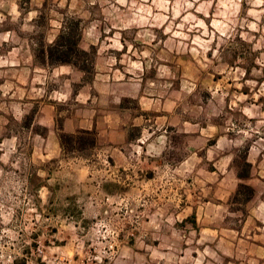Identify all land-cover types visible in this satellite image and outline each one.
I'll use <instances>...</instances> for the list:
<instances>
[{
    "label": "rangeland",
    "instance_id": "rangeland-1",
    "mask_svg": "<svg viewBox=\"0 0 264 264\" xmlns=\"http://www.w3.org/2000/svg\"><path fill=\"white\" fill-rule=\"evenodd\" d=\"M70 18L87 71L40 63ZM118 102L128 134L59 146ZM249 173L264 179V0H0V264H256L252 188L229 192Z\"/></svg>",
    "mask_w": 264,
    "mask_h": 264
},
{
    "label": "crops",
    "instance_id": "crops-1",
    "mask_svg": "<svg viewBox=\"0 0 264 264\" xmlns=\"http://www.w3.org/2000/svg\"><path fill=\"white\" fill-rule=\"evenodd\" d=\"M96 67V65H95ZM99 72L97 71V67L95 69V76H97ZM103 110V116L102 118H97L94 117V113L92 112L89 118L82 119L80 122L77 124L75 123L74 125H65L64 128L68 132H73L78 129H85V130H92L94 129L97 131L98 136L100 137L99 140H101L104 136L105 137H110L111 141L114 139L111 138L110 134L115 133V135L120 134L122 132V135L128 134L126 131L129 127V124H126L123 120H121V116L125 114L124 108L121 106V104L118 102L116 106L112 107V105L104 106ZM146 109H151V108H146ZM144 113V112H142ZM146 116V115H144ZM149 116V115H148ZM143 119V122L146 120ZM102 119V120H101ZM154 123L156 124V120L154 118ZM177 122L174 121L173 125L177 126ZM131 125V124H130ZM133 125V124H132ZM139 135H143L148 131L147 125L145 124H139ZM181 128L182 131V138L186 140L185 145H184V150L186 151V156L187 151L190 153L192 152L189 146V143L191 142L190 139L192 138V130L190 129L189 125L187 122H182L178 124ZM150 127V126H148ZM126 133H125V132ZM151 132V131H150ZM199 139L204 138L205 136L200 132L197 134ZM138 140V139H137ZM59 144V143H58ZM60 146V144H59ZM190 149V150H189ZM119 154L122 153L121 149L117 151ZM112 166V165H111ZM177 167H175V170ZM229 168H225V171H229ZM251 170V168H250ZM224 171V170H223ZM234 176H236L234 174ZM177 175H175V181L180 180L177 179ZM236 180L234 182L230 183L229 185V192L235 191L238 183H244L245 185H248L252 188V195L251 197L246 201L244 207L246 209L244 220L242 224H240V232L242 230L246 229L247 235L250 236V243L252 244V249L254 247V253L251 254L250 260L249 261H254L256 264H264V232H262L264 226L261 224L262 220H264V179H253L252 174L249 173L245 176H236ZM217 188H224V185L218 186L219 183H224L225 181V175L221 174L219 179H217ZM176 185V184H175ZM251 251V249H250ZM261 251L262 254H258L257 252Z\"/></svg>",
    "mask_w": 264,
    "mask_h": 264
},
{
    "label": "trees",
    "instance_id": "trees-1",
    "mask_svg": "<svg viewBox=\"0 0 264 264\" xmlns=\"http://www.w3.org/2000/svg\"><path fill=\"white\" fill-rule=\"evenodd\" d=\"M81 20L79 18L65 19L62 22L54 42L46 48L40 49V60L42 64H69L75 66L82 71L92 69V60L90 65L85 66L86 56L88 52L79 47V40L81 38ZM59 142L63 150L73 151L74 149H83L86 144L94 146L96 143V136L93 130H78L74 133H68L62 129L58 133ZM239 186L248 187L240 183ZM252 190H249V196Z\"/></svg>",
    "mask_w": 264,
    "mask_h": 264
}]
</instances>
